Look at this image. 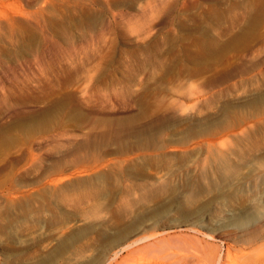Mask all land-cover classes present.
<instances>
[{
	"label": "rangeland",
	"instance_id": "1",
	"mask_svg": "<svg viewBox=\"0 0 264 264\" xmlns=\"http://www.w3.org/2000/svg\"><path fill=\"white\" fill-rule=\"evenodd\" d=\"M258 14L264 0H0V95L26 107L0 103V264H106L136 236L113 264L264 257V239L240 242L264 227ZM116 127L135 130L123 144ZM59 135L99 146L78 163Z\"/></svg>",
	"mask_w": 264,
	"mask_h": 264
},
{
	"label": "bare ground",
	"instance_id": "2",
	"mask_svg": "<svg viewBox=\"0 0 264 264\" xmlns=\"http://www.w3.org/2000/svg\"><path fill=\"white\" fill-rule=\"evenodd\" d=\"M261 1V0H260ZM261 4V3H260ZM254 5H255V3H254ZM262 5V4H261ZM255 6H257V5H255ZM254 6V7H255ZM256 9H257V7H255ZM249 10V9H248ZM255 10V9H254ZM257 11V10H256ZM152 12V11H151ZM252 12V11H251ZM153 13H154V11H153ZM152 13V15H155V14H157V13H155V14H153ZM258 13V12H257ZM249 14H250V11H249ZM261 16H262V14H260ZM260 15L258 14L257 16L258 17H260ZM4 16V15H3ZM245 18V17H244ZM255 18H256V16H255ZM261 19L263 18V17H260ZM264 19V18H263ZM237 20V19H236ZM252 20V19H251ZM258 20V19H257ZM260 21V20H259ZM2 22V21H1ZM0 22V24H2ZM250 22H252V21H250ZM255 22V21H254ZM260 22H262V20L260 21ZM10 22H8V24H9ZM242 23H243V21H242ZM249 23V22H248ZM248 23H245V24H248ZM7 24V25H8ZM11 24V23H10ZM244 24V23H243ZM244 24V25H245ZM254 24V23H253ZM256 25H257V23H255ZM260 24V23H259ZM13 25V24H12ZM250 26V25H249ZM251 26H253L252 25V23H251ZM0 27H5V26H0ZM9 27H10V25H9ZM8 27V29H10ZM15 28V27H14ZM13 28V26H11V29L10 30H12V29H14ZM3 30V29H2ZM1 30V31H2ZM6 31H9V30H7V26H6ZM15 31V30H14ZM12 32V31H11ZM11 32H10V34H11ZM2 33H4V31H2ZM6 33V32H5ZM13 34V33H12ZM1 36V35H0ZM7 36H9V38H10V40H12V39H15V37L14 38H12L11 39V37H10V35H8V34H6V35H4V39L6 40V39H9ZM12 37L14 36V35H11ZM1 38H3V37H1ZM51 39V38H50ZM1 40V39H0ZM3 40V39H2ZM46 40H48V37L44 40V41H46ZM53 44V43H52ZM48 43H47V41H46V43L43 45V47H44V49H46V51H47V48H48ZM51 46V45H50ZM262 46H264L263 44H261V47ZM259 47V46H258ZM257 47V48H258ZM53 47H51V49H52ZM248 47H246V49H247ZM260 48V47H259ZM263 49H264V47H263ZM260 50V49H259ZM258 50V51H259ZM42 51H45V50H42ZM48 51H49V49H48ZM247 51H250V50H247ZM252 51V50H251ZM261 51H263L262 49H261ZM261 51H259V53L261 52ZM50 52V51H49ZM48 52V53H49ZM43 53V52H42ZM259 53H257V54H259ZM264 53V52H263ZM251 54V53H250ZM253 54V53H252ZM251 54V55H252ZM256 54V53H255ZM39 55V54H38ZM244 55H247V54H244ZM261 55V54H260ZM264 55V54H263ZM263 55H261V56H263ZM45 56H46V54H45ZM250 56V55H249ZM254 56V55H253ZM252 56V57H253ZM257 56H259V55H257ZM261 56H260V58H261ZM39 57V56H38ZM264 57V56H263ZM32 58H33V56H32ZM32 58H31V61H32ZM35 58V63H37V61L38 60H36V59H38V58H36V57H34ZM245 58V57H244ZM247 58V57H246ZM245 58V59H246ZM254 58H255V56H254ZM259 58V57H258ZM245 59H243L244 61H245ZM248 59V58H247ZM252 59V58H251ZM250 59V60H251ZM260 60V59H259ZM262 60H263V58H262ZM261 60V61H262ZM4 61V60H3ZM30 61V60H29ZM28 61V62H29ZM34 61H33V63H34ZM43 61V60H42ZM264 61V60H263ZM1 62H2V59H1ZM0 62V63H1ZM4 62H6V61H4ZM18 62V61H17ZM40 62V61H39ZM257 62H260V61H258L257 60ZM257 62H255V63H257ZM8 63V62H7ZM7 63L5 64V65H7ZM20 63V62H19ZM41 63H43V62H41ZM248 63V62H247ZM246 63V64H247ZM250 63H252V60H251V62ZM250 63H248V64H250ZM243 64V63H242ZM253 64V63H252ZM260 64V63H259ZM4 65V64H3ZM3 65H1L2 67H7V66H3ZM8 65H9V63H8ZM15 65V64H14ZM30 65H32V64H30ZM37 65H39V64H37ZM36 65V66H37ZM257 65H258V63H257ZM0 66V67H1ZM16 66H18V65H16ZM40 66V65H39ZM235 66H237V65H235ZM11 67H13V66H11ZM32 67V66H31ZM35 67V66H34ZM1 69V68H0ZM7 70L9 69V68H6ZM247 69L248 68H243V70L241 71V73H243V72H245V71H247ZM5 69H3V71H4ZM29 70V69H28ZM2 71V70H1ZM2 71V72H3ZM16 71V70H15ZM230 71H231V69H230ZM32 72H33V69H32ZM32 72H30L31 74H32ZM9 73V72H8ZM7 73V74H8ZM11 73V72H10ZM12 73H13V71H12ZM16 73H18V72H16ZM20 73V72H19ZM231 73V72H230ZM3 76H5L6 77V73H1ZM10 75V74H9ZM15 75V74H14ZM18 75V74H17ZM22 75V74H21ZM26 75V74H25ZM10 76H13V75H10ZM18 76H20V75H18ZM14 77V76H13ZM12 77V78H13ZM16 77V76H15ZM31 77V76H30ZM30 77H29V79H30ZM34 77V76H33ZM32 77V78H33ZM18 78V77H17ZM16 78V79H17ZM230 78V77H229ZM28 79V80H29ZM231 79V78H230ZM229 79V80H230ZM14 80V79H13ZM19 80V79H18ZM229 80H227V81H229ZM15 81H17V80H15ZM32 82V81H31ZM5 83V82H4ZM2 84V83H1ZM0 84V87L2 86ZM14 84H16V83H14ZM13 85V84H12ZM234 85V84H233ZM5 86V85H4ZM17 86H19V85H17ZM16 86V87H17ZM3 87V86H2ZM4 89H5V87H4ZM26 89V88H25ZM1 90H3V89H1ZM9 90V89H8ZM12 90V89H11ZM14 90V89H13ZM12 90V91H13ZM27 90V89H26ZM4 92V91H3ZM6 92V91H5ZM4 92V93H5ZM2 93V92H1ZM12 93H14V92H12ZM1 96V95H0ZM15 96V95H14ZM13 97V96H12ZM16 99V98H15ZM14 99V100H15ZM19 101V100H18ZM0 103L2 104V105H4V107L6 108L5 109V111H4V116H5V118L6 119H9V118H13L14 116H19V115H21V112H24V110H25V108H24V110H23V108H20L19 107V105H17V104H14V103H16V102H14V103H12L11 102V96H8L7 94H3V96H1L0 97ZM22 103V102H21ZM23 104V103H22ZM21 104V105H22ZM26 106H27V104H25ZM175 107V106H174ZM174 107H173V109H174ZM3 108V107H2ZM176 108H178V107H176ZM176 108L174 109L175 111H176ZM32 109H34V108H32ZM173 109H171V111L173 110ZM181 109V108H180ZM0 110H2V109H0ZM28 110H29V108H28ZM28 110H26L27 112H28ZM178 110V109H177ZM32 111V110H31ZM30 111V112H31ZM175 111L173 112V113H175ZM179 111V110H178ZM30 112H29V114H30ZM177 112V111H176ZM2 113V112H1ZM0 113V114H1ZM177 114V113H176ZM184 114V113H183ZM2 115V114H1ZM0 115V116H1ZM23 116V115H22ZM117 117V116H116ZM4 118V119H5ZM192 118V117H191ZM3 119V118H2ZM111 119V118H110ZM118 119V118H117ZM120 119V118H119ZM122 119V118H121ZM126 119V118H125ZM124 118H123V120H125ZM112 120H114V117H113V119ZM127 120V119H126ZM130 120V119H129ZM191 120V119H190ZM107 121H110L109 119H107L106 120V122ZM170 121V120H169ZM171 121H172V119H171ZM177 121V120H176ZM176 121H174V122H176ZM104 122H105V120H104ZM114 122V121H113ZM113 122H111V123H113ZM3 123V122H2ZM116 123H118V122H116ZM115 123V124H116ZM124 123V122H123ZM123 123H121V124H123ZM153 123H158V121L157 122H153L152 121V123L151 124H153ZM168 123V122H167ZM115 124H114V126H115ZM149 124V123H148ZM159 124V123H158ZM107 125V127L108 126H110V124L108 125V124H106ZM119 127H120V125H119V123L117 124ZM125 125V124H124ZM127 125H128V123H127ZM136 125V124H135ZM154 125V124H153ZM113 126V125H112ZM152 126V125H151ZM150 125H149V127H151ZM157 126V125H156ZM119 127H116L117 128V130H110L109 132V134H110V136L109 137H111V140H113V139H116V140H119V141H121L122 143H123V141H127V140H129L130 138V133H131V131L129 130V129H131V128H129L128 130H121V128L123 127H121L120 129H119ZM125 127V126H124ZM134 127V126H133ZM135 128V127H134ZM143 128V127H142ZM141 128V129H142ZM153 128V127H152ZM110 129H111V127H110ZM112 129H113V127H112ZM133 129V128H132ZM140 129V130H141ZM153 129H155V127L153 128ZM107 130H108V128H107ZM133 130H135V129H133ZM147 130H148V128H147ZM159 130V129H158ZM138 131V129L136 128V131H134V134H135V132H137ZM150 131H152L151 129H150ZM105 132H106V130H105ZM103 133V135L104 134H106V133ZM108 132V131H107ZM145 132V131H144ZM148 132V131H147ZM138 133V132H137ZM93 134V133H92ZM108 134V135H109ZM132 134H133V132H132ZM142 134V133H141ZM147 134V133H146ZM82 135V134H81ZM84 135V134H83ZM99 134H97V136H98ZM103 135L101 136V137H103ZM108 135L107 136H104V137H108ZM137 135V134H136ZM65 136L66 135H59V136H51V137H49L48 138V140H47V143H51L52 145L54 144L55 146H54V149L55 150H58V152L57 153H61V151L63 150V149H66L67 150V152L70 154V155H72L73 156V158H75L74 160L76 161L77 160V162L79 163V161L81 162L82 160H84L85 158H87L88 156H89V153H91L95 148H97L99 145V138L98 137H90V136H88V137H86V138H83L81 141H79V139L77 138V140H76V142H74V140H71L70 141V138L69 137H67V138H65ZM100 136V135H99ZM134 136V135H133ZM75 137V136H74ZM77 137V136H76ZM83 137H85V136H83ZM100 137V138H101ZM103 137V138H104ZM102 138V139H103ZM110 139V138H109ZM104 140H106V139H104ZM103 140V141H104ZM143 140V139H142ZM45 141V140H44ZM110 141V140H109ZM114 141V140H113ZM125 141V142H126ZM52 142H54V143H52ZM101 142V141H100ZM112 142V141H111ZM43 141L42 142H39L38 143V149H40L39 151H41V149L42 148H44L45 146H43ZM47 143H46V145H47ZM121 144V143H120ZM124 144V143H123ZM36 145V144H35ZM45 145V144H44ZM37 146L35 147V148H37ZM36 151V150H35ZM56 153V152H55ZM37 155V154H36ZM56 155V154H55ZM34 156V155H33ZM125 200V199H124ZM127 201H129V200H127ZM126 201V202H127ZM130 202V201H129ZM123 203V202H122ZM125 204V203H124ZM131 204V203H130ZM128 205V204H127ZM122 205H120V207H121ZM127 207V210H128V206H124V207H122L123 208V210L125 211V208ZM131 209V206H130V208H129V210ZM250 232H245V233H247L246 234V236H244L243 234H242V236H244L243 238H241V241L240 242H243V243H245V245H247L248 247H249V249H253L254 247H256L255 245L257 244V242L258 241H260V240H263L264 239V227L262 228V227H256V228H254V229H252V230H249ZM235 236H236V234H235ZM241 236V235H240ZM241 236V237H242ZM136 239H132L131 241H129V242H127L125 245H123L118 251H115V252H113V254L110 256V259L108 260V262L106 263V264H113V260H117V258H119V256L120 255H122L123 254V252H125V251H127L128 252V254H131V253H133L134 252V250L136 249V247H138L139 246V244L140 243H142V242H145L146 241V239L148 238L147 236H140V238L138 237L137 238V236L135 237ZM237 238V237H236ZM236 238H235V240H236ZM239 239H240V237H239ZM237 241H239V240H237ZM150 246H145L144 248H149ZM248 249V250H249ZM255 249V248H254ZM256 251H260V250H256ZM256 251L255 250H250V252H246V253H243L242 254V263L243 264H264V257H259L260 255H261V252H260V254H259V252H258V254L256 253ZM263 252V251H262ZM263 254H264V252H263ZM255 255H256V257H255Z\"/></svg>",
	"mask_w": 264,
	"mask_h": 264
}]
</instances>
